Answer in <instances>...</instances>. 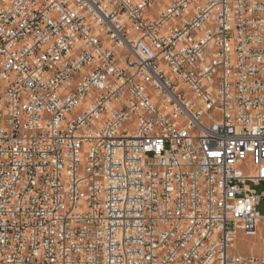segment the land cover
Instances as JSON below:
<instances>
[{"label":"built area","instance_id":"1","mask_svg":"<svg viewBox=\"0 0 264 264\" xmlns=\"http://www.w3.org/2000/svg\"><path fill=\"white\" fill-rule=\"evenodd\" d=\"M238 231L264 0H0V264H264Z\"/></svg>","mask_w":264,"mask_h":264},{"label":"rangeland","instance_id":"2","mask_svg":"<svg viewBox=\"0 0 264 264\" xmlns=\"http://www.w3.org/2000/svg\"><path fill=\"white\" fill-rule=\"evenodd\" d=\"M206 121V120H203ZM250 188L254 189L257 193L262 191V185H255L252 182L247 183ZM257 210L261 212V205L257 207ZM236 249H231L229 254H253L262 255L264 254V239L259 236H248L238 231L236 235Z\"/></svg>","mask_w":264,"mask_h":264},{"label":"bare ground","instance_id":"3","mask_svg":"<svg viewBox=\"0 0 264 264\" xmlns=\"http://www.w3.org/2000/svg\"><path fill=\"white\" fill-rule=\"evenodd\" d=\"M236 246H237V244H236V237H235V240L233 242V248L236 249Z\"/></svg>","mask_w":264,"mask_h":264}]
</instances>
